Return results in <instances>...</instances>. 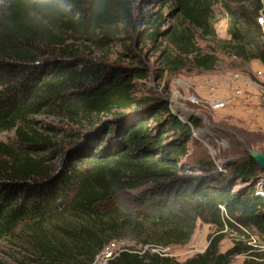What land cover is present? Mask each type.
<instances>
[{
  "label": "trees",
  "instance_id": "1",
  "mask_svg": "<svg viewBox=\"0 0 264 264\" xmlns=\"http://www.w3.org/2000/svg\"><path fill=\"white\" fill-rule=\"evenodd\" d=\"M43 3L0 0V131L21 137L18 148L0 143V240L25 229L35 257L57 264H93L116 240L135 245L106 264H229L254 255L252 241H264V170L249 154L182 161L200 121L171 107L167 93L136 89L153 67L159 77L190 63L214 69L217 52L264 64V0ZM216 7L228 14L229 38L217 39ZM197 35L214 46L205 51ZM40 114L73 125H47L63 134L59 150L57 137L33 128ZM198 221L213 228L203 252L179 261L163 251L187 243ZM228 232L234 244L222 252ZM58 233L70 246L54 242Z\"/></svg>",
  "mask_w": 264,
  "mask_h": 264
},
{
  "label": "rangeland",
  "instance_id": "2",
  "mask_svg": "<svg viewBox=\"0 0 264 264\" xmlns=\"http://www.w3.org/2000/svg\"><path fill=\"white\" fill-rule=\"evenodd\" d=\"M215 30L217 39L229 38L228 14L222 7L215 8ZM227 26V27H226ZM226 27V30H225ZM198 45L207 51L214 46L210 38L196 36ZM120 47H114L109 53L110 60H116ZM97 52V56H107V53ZM90 54V53H89ZM218 61L214 69L206 70L188 64L180 71H158L152 76L137 82L136 94L148 96L167 93L173 104L188 117L200 121V126L194 130V141L188 145V153L181 159L197 161L202 157L215 160L218 164L230 159H239L248 153V148L264 152V64L258 60L242 61L222 52H217ZM155 59L151 58V62ZM167 87V88H166ZM195 98V99H194ZM229 99L223 109H213L211 100ZM38 122L33 125L35 131L47 137H57L56 150L64 143L60 138V130L48 128V124L71 129L73 125L57 117L40 114ZM33 135L32 131H28ZM59 138V139H58ZM21 137L16 130L0 131V143L6 146L20 147ZM55 151V150H54ZM52 153V156L56 155ZM180 159V160H181ZM49 233L56 231L52 223L45 221ZM213 228L209 223L198 221L190 240L185 244L166 247L163 251L184 261L197 253L203 252L208 243ZM25 229L17 230L14 237L0 240V264H57L42 261L35 257L29 245V237ZM55 243L69 241L59 233L51 235ZM234 234L228 232L220 242L219 249L224 252L234 244ZM118 242V243H117ZM121 246H134V240H116L111 242ZM253 254L241 253L234 255L229 264H264V241H252ZM110 244L107 246L109 247ZM59 245V244H58ZM107 247L97 256L93 264H106Z\"/></svg>",
  "mask_w": 264,
  "mask_h": 264
},
{
  "label": "built area",
  "instance_id": "3",
  "mask_svg": "<svg viewBox=\"0 0 264 264\" xmlns=\"http://www.w3.org/2000/svg\"><path fill=\"white\" fill-rule=\"evenodd\" d=\"M258 22L263 26V31H264V15L263 14L258 17ZM226 27H225V30H226ZM228 102H229V99H226V98L213 99V100H211V106L213 109H216V110L223 109L226 107ZM174 106H175L174 104H171V107H174ZM178 115L180 117L182 116L181 114H178ZM121 245L116 244V243L110 244V246L107 247V250L105 253L106 259L112 257L118 250H120V248L122 247ZM123 246H124V244H123Z\"/></svg>",
  "mask_w": 264,
  "mask_h": 264
},
{
  "label": "water",
  "instance_id": "4",
  "mask_svg": "<svg viewBox=\"0 0 264 264\" xmlns=\"http://www.w3.org/2000/svg\"><path fill=\"white\" fill-rule=\"evenodd\" d=\"M170 101L173 104V100ZM247 151V154H249L256 161L257 165L264 170V152L255 148H248Z\"/></svg>",
  "mask_w": 264,
  "mask_h": 264
},
{
  "label": "clouds",
  "instance_id": "5",
  "mask_svg": "<svg viewBox=\"0 0 264 264\" xmlns=\"http://www.w3.org/2000/svg\"><path fill=\"white\" fill-rule=\"evenodd\" d=\"M46 10H59L64 7L62 0H44L43 5Z\"/></svg>",
  "mask_w": 264,
  "mask_h": 264
}]
</instances>
